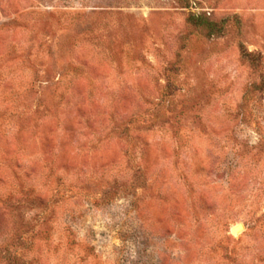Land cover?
Wrapping results in <instances>:
<instances>
[{"label":"rangeland","instance_id":"1","mask_svg":"<svg viewBox=\"0 0 264 264\" xmlns=\"http://www.w3.org/2000/svg\"><path fill=\"white\" fill-rule=\"evenodd\" d=\"M0 264H264V0H0Z\"/></svg>","mask_w":264,"mask_h":264},{"label":"trees","instance_id":"2","mask_svg":"<svg viewBox=\"0 0 264 264\" xmlns=\"http://www.w3.org/2000/svg\"><path fill=\"white\" fill-rule=\"evenodd\" d=\"M192 19H193V21H195V23L205 26L209 30L208 32L210 35L216 34V31H218V29H221V27H222L221 23L210 22V21H207L201 17L193 16ZM249 55H251V54H249ZM254 61L256 63L258 62V60H256V59H254Z\"/></svg>","mask_w":264,"mask_h":264},{"label":"water","instance_id":"3","mask_svg":"<svg viewBox=\"0 0 264 264\" xmlns=\"http://www.w3.org/2000/svg\"><path fill=\"white\" fill-rule=\"evenodd\" d=\"M240 225H242L243 226V224L242 223H239L238 225H236L235 227H239ZM235 227H233L232 228V232L234 233V229H235Z\"/></svg>","mask_w":264,"mask_h":264}]
</instances>
